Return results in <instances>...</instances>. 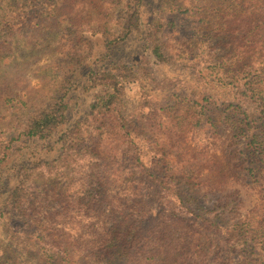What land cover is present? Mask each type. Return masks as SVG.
Returning a JSON list of instances; mask_svg holds the SVG:
<instances>
[{
	"label": "trees",
	"instance_id": "1",
	"mask_svg": "<svg viewBox=\"0 0 264 264\" xmlns=\"http://www.w3.org/2000/svg\"><path fill=\"white\" fill-rule=\"evenodd\" d=\"M64 3L0 1V65L23 42L25 25L37 22L34 33L47 28L41 18L57 19ZM168 11L164 0L155 6L118 0L91 21L58 23L56 45L68 38L63 58L35 71L42 88L15 108L12 127L0 130V243L31 240L35 255L9 254L0 246V264H264V226L231 216L234 201L210 208L184 194L181 180L157 176L145 156L146 137L124 114L132 81L144 93L139 113L152 108L151 80H142L143 63L117 59L116 52L141 32L159 62H173L157 29L172 19ZM149 14L146 29L142 18ZM29 41L24 43L30 47ZM233 72H225V82ZM207 78L198 77L201 113L215 123L209 107L217 99L243 110L247 129L243 125L239 155H264L263 93L248 77L225 89L210 88ZM81 88L96 97L86 116L71 121V94ZM94 138L114 147L118 163H95ZM253 163L243 169L250 182L257 179Z\"/></svg>",
	"mask_w": 264,
	"mask_h": 264
},
{
	"label": "rangeland",
	"instance_id": "2",
	"mask_svg": "<svg viewBox=\"0 0 264 264\" xmlns=\"http://www.w3.org/2000/svg\"><path fill=\"white\" fill-rule=\"evenodd\" d=\"M20 1L65 3L62 13L56 17L58 20L41 18L47 28L42 27L34 33L37 22L25 25L23 42L19 41L12 48V57L10 55L5 65H0L1 131L12 127L15 108L35 98L34 91L42 88L35 71L63 58L62 46L66 45L68 38L59 41L62 46L56 45L58 23L66 21L67 25L78 20L77 23L91 21L96 14L107 12L118 2ZM145 1L155 6L160 0ZM164 1H168V14L172 19L162 22L163 26L157 29L164 36L167 52L171 54L173 62H159L153 55L151 45L144 42L141 32L122 43L115 55L117 59L143 63L142 80H151L147 99L152 103V108L148 107L145 115L138 110L144 95L140 82L127 83L126 119L146 137L148 148L145 156L147 163L153 164L158 171L157 176H167V180L175 177L174 182L181 180L179 189L184 194H192L210 208L220 202L234 201L233 210L237 212L231 216L239 220L249 217L264 226V155L255 158L247 151L246 155H239L240 140L246 137L243 125L247 129L244 111L236 107L228 109L229 105L223 106L222 101L217 102L220 100L217 99L214 106L209 107L210 112L214 111L211 118L215 119V123L212 120L208 122L201 113L205 104L197 98L200 75L208 77L205 80L207 83L212 82L209 83L210 88L224 89L233 83L232 80L248 77L253 80L257 91L264 95V28L259 30L258 27L260 23L264 24V0ZM150 15L149 18H142V27L146 29H150L146 26ZM26 40H30V47L24 43ZM229 69L235 73L230 74L225 82L224 74ZM202 70L203 74L200 73ZM202 87L206 88L203 82ZM71 96V121H76L87 115L96 92L81 88ZM202 127L207 130L199 132ZM92 140L94 143L90 150L95 155V163H118L114 147L102 142L99 144L95 138ZM43 146L41 144L40 149ZM54 155L49 153L48 156L51 158ZM252 163L257 168V179L250 182L243 169ZM157 214L158 209L155 208L154 216ZM11 245L13 251L9 248ZM0 246L9 254L23 250L26 254L35 255L31 240L15 239L10 244L0 243ZM239 264L247 262L240 260Z\"/></svg>",
	"mask_w": 264,
	"mask_h": 264
}]
</instances>
